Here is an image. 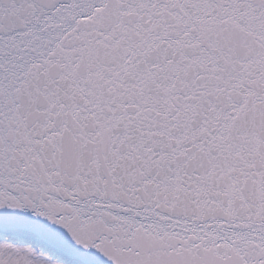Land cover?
<instances>
[{
	"label": "snow or ice",
	"instance_id": "6c2138e0",
	"mask_svg": "<svg viewBox=\"0 0 264 264\" xmlns=\"http://www.w3.org/2000/svg\"><path fill=\"white\" fill-rule=\"evenodd\" d=\"M0 264H264V0H0Z\"/></svg>",
	"mask_w": 264,
	"mask_h": 264
}]
</instances>
